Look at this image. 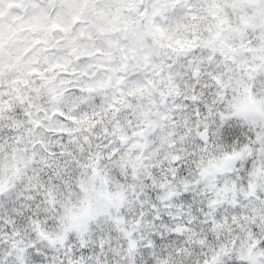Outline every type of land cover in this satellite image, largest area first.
<instances>
[{"label":"snow or ice","instance_id":"1","mask_svg":"<svg viewBox=\"0 0 264 264\" xmlns=\"http://www.w3.org/2000/svg\"><path fill=\"white\" fill-rule=\"evenodd\" d=\"M0 264H264V0H0Z\"/></svg>","mask_w":264,"mask_h":264}]
</instances>
